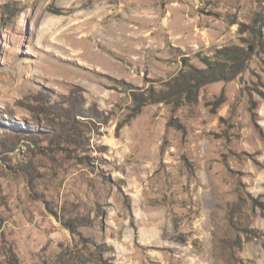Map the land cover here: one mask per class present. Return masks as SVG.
<instances>
[{
  "label": "rangeland",
  "instance_id": "rangeland-1",
  "mask_svg": "<svg viewBox=\"0 0 264 264\" xmlns=\"http://www.w3.org/2000/svg\"><path fill=\"white\" fill-rule=\"evenodd\" d=\"M252 29L264 0H0V264H264V46L172 87Z\"/></svg>",
  "mask_w": 264,
  "mask_h": 264
},
{
  "label": "trees",
  "instance_id": "trees-1",
  "mask_svg": "<svg viewBox=\"0 0 264 264\" xmlns=\"http://www.w3.org/2000/svg\"><path fill=\"white\" fill-rule=\"evenodd\" d=\"M245 28H248V26L241 24L240 30H245ZM252 33L256 36V39H252L247 47L234 45L220 48L215 53L216 60L211 62L204 61V64L206 65L204 69L197 70L190 68L188 71L180 72L174 80H172V82H174L172 87L176 88L174 93L178 95L181 92H184L189 99L191 96H194L197 88L204 83L216 79L227 80L237 76L245 68L246 61L258 46H264V39L262 38L260 31L252 29ZM166 99V97L160 98V100ZM101 264L113 263H108L101 258Z\"/></svg>",
  "mask_w": 264,
  "mask_h": 264
}]
</instances>
